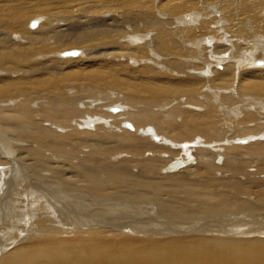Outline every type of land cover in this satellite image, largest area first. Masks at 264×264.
I'll return each mask as SVG.
<instances>
[{"label":"bare ground","instance_id":"bare-ground-1","mask_svg":"<svg viewBox=\"0 0 264 264\" xmlns=\"http://www.w3.org/2000/svg\"><path fill=\"white\" fill-rule=\"evenodd\" d=\"M37 15L40 20L32 24L31 18ZM163 16H173L174 23ZM29 25L37 27L30 29ZM142 40L172 49V64L176 62L172 75L162 74L150 59L151 66H135L136 62L133 65L128 61L129 52H146L145 41L140 44ZM263 45L264 0L0 1L1 144L18 138L41 147L50 139L54 144L49 141L48 145L54 153L56 147L63 149V145L78 150L87 146L82 155L86 159L95 152L109 156L113 152L109 146L115 142L130 151V157L122 151L116 155L122 160L101 159V167L110 171L104 170L106 174L96 179V160L90 163L72 159L79 168L74 163L63 165L60 173L65 182L79 180L78 190H68L67 194L45 182L27 186V171L18 163L8 167V175L1 183L0 225L7 230L5 245L12 244L14 248L3 256L1 264H264V236L246 237L260 235L257 232L232 234L229 229L216 228L218 236H176L164 242V238H153L157 228L166 227L163 231H167L178 226L165 225L164 221L145 224L143 212L151 210L149 205L158 220L165 218L164 208L172 212L178 208L186 217L194 214L185 209L176 196L178 192L171 207L165 201L155 202L148 191L153 181L140 179L144 173L153 172L154 162H159V170L164 168L157 151L166 150L162 142L170 140L167 143L176 144L180 152L172 162L169 160L165 172L171 174L194 166L198 157L194 158L191 148L197 149L203 164L192 169L195 185L209 188L219 178H246L247 185L241 188H245L246 195L252 193L255 202L264 204V58H256ZM72 48L80 49V53L76 55L71 50L69 56H76L63 57L61 53ZM147 54L142 55L151 53ZM168 60L167 64L171 61ZM166 66L171 67L170 63ZM78 102L83 103L82 107ZM93 105L96 106L91 109ZM98 123L99 127L88 128ZM154 136L159 142L153 140ZM202 142L205 145L197 147ZM104 147L106 150H101ZM127 150L123 152L126 154ZM191 158L194 164L190 165ZM130 161L139 178L131 171ZM63 162L47 165L52 168ZM124 173L132 177L127 178ZM15 186L18 194L11 193ZM25 192H37L49 200L33 199ZM10 198L28 204V216L34 225L21 226L25 218L17 211L8 221L2 216L12 205L9 203L8 207ZM146 199L152 204L145 203ZM189 203L186 201V206ZM50 205L57 207L58 216L51 213ZM233 206L236 209L237 204ZM248 206L245 208L250 211ZM210 212L204 202L196 203L194 213L210 216ZM61 218L77 228L72 225V230H62L53 226V221ZM86 225L93 228L87 229ZM22 229H37L40 235L29 240L24 232L18 237ZM127 230L135 233L123 235Z\"/></svg>","mask_w":264,"mask_h":264},{"label":"rangeland","instance_id":"rangeland-1","mask_svg":"<svg viewBox=\"0 0 264 264\" xmlns=\"http://www.w3.org/2000/svg\"><path fill=\"white\" fill-rule=\"evenodd\" d=\"M0 1H2V0H0ZM168 7H170V6H168ZM172 7V6H171ZM168 11V10H167ZM166 11V12H167ZM174 16V15H173ZM173 16H170V17H167V16H163V18L162 19H164V20H170V21H172L173 23H174V21H175V19H174V17ZM44 17V16H43ZM43 17H41V18H43ZM40 16H35V17H33V18H31L32 19V24L34 23L33 21H39L40 19ZM44 19V18H43ZM29 22H30V20H29ZM29 22H28V24H29ZM30 22V23H31ZM28 24H27V26H28ZM37 27V26H36ZM36 27H34V28H36ZM29 28L30 29H32L33 27H30V25H29ZM33 28V29H34ZM131 33L134 35L135 34V31H131ZM130 33V34H131ZM144 41H145V43H146V45L144 46L145 48H146V52L144 51V52H142V48L140 49L141 51H139V49L136 51V50H133V51H131V52H129V62L131 63V64H133L134 65V63H135V66L136 65H149V66H151L152 64H153V67L155 66L157 69H159L160 71H161V73L163 74H173V70H175V69H173V68H176V62H174V64H172L173 63V60L172 59H174L175 60V58L173 57L174 55H173V53H172V49L171 48H169V50L168 49H165V48H163L162 46H160V45H158V44H155V42L154 41H149L148 42V44H147V42H146V40H142L141 42H140V44H143L144 43ZM152 43V44H151ZM151 44V45H150ZM156 46H155V45ZM157 45H158V47H157ZM218 45H225V44H223V43H219ZM131 46H134V44L132 43L131 44ZM148 47V48H147ZM149 51H148V50ZM151 49V50H150ZM155 50V52H154V50ZM260 49H261V51L256 55V58H257V60H263V58H264V45L262 46V48L260 47ZM263 49V50H262ZM76 51L77 52V54L76 55H78L79 53H80V49H77V48H72V49H67V50H65V52H62L61 54L63 55V57H74V56H76V55H70L69 56V52L70 51ZM160 50L161 51H163V52H160ZM164 50H165V52L167 53H165L164 52ZM171 50V51H170ZM263 52V53H262ZM145 54V55H148L147 53H151V54H149V56H143L142 54ZM162 53H163V56H161L162 55ZM165 53V54H164ZM172 53V54H171ZM134 54H138V55H135L134 56ZM170 54V55H169ZM61 55V56H62ZM67 55V56H66ZM169 55V56H168ZM141 56V57H140ZM137 57V58H136ZM145 59H144V58ZM149 57V58H148ZM261 57H263V58H261ZM130 58H132L133 60H130ZM139 58H143V59H139ZM147 58V59H146ZM164 58V59H163ZM170 58V60L172 61H170V60H168V62L170 63V66L171 67H168V66H166V65H168L167 63H166V61H167V59H169ZM148 59H150V62L152 61V64L148 61ZM163 59V60H162ZM133 62V63H132ZM150 63V64H149ZM166 63V64H165ZM132 65V66H133ZM173 65V66H172ZM263 66H264V64H263ZM221 67H222V65H221ZM166 68H168L167 70H169V71H171L170 73H169V71H166L165 72V69ZM172 68V70H170V69ZM218 70H221L222 68H218V67H216ZM168 72V73H167ZM91 99H87V101L89 102ZM82 104L83 103H79L78 102V105L79 106H81L82 107ZM94 106H96V105H93V106H90V108L91 109H93L94 108ZM114 107H112L111 108V110L113 109ZM116 108V107H115ZM88 113H90V111H88ZM262 124H264V122H262ZM131 125V124H130ZM83 128H86V127H84L83 125H81ZM100 126V123H98L97 124V126L96 125H94V124H91V125H89L88 126V128H93V127H99ZM55 127V126H54ZM54 127H52L53 129H55ZM71 129V128H70ZM58 131L59 132H61L62 131V128H59L58 129ZM0 132H1V129H0ZM62 133V132H61ZM8 135V134H7ZM114 135V134H113ZM9 136V135H8ZM70 136V135H69ZM78 136H79V134H78ZM149 136V135H148ZM152 135H150V137H151ZM155 136H157V137H160L159 135H155ZM155 136H154V138H153V140H155L156 138H155ZM10 137H11V135H10ZM110 137H112V135H110ZM20 140V141H19ZM13 141H15V142H13ZM13 141H10L8 144H10V145H12V146H9L7 143H3L2 142V144H1V142H0V194L2 195V189H1V183H2V181H3V179H4V177L6 176V175H8V167H12L14 164H19L22 168H24L26 171H27V175H26V179L24 178V181H25V183L27 184V186H29L30 185V187H32V185L34 184V183H36V182H42L43 184H45V185H47V186H53V187H55L56 189H58V190H60V191H64L66 194L69 192V191H71V192H74V191H76V190H78V185H79V180H76V181H74V180H70V181H68V180H66L67 182H65V180L64 179H62V172L60 173V171H61V168H63L64 166H67L68 164H71V163H74V164H76V166L79 168V166H78V163H75L73 160H78V161H81V162H83V160L85 161V159H86V157H84V156H82V155H84V154H86V151L88 150L87 149V146H85V147H83L82 148V150L81 149H77V147H75V148H70V145H63V146H61L63 149H58L57 147H56V149H57V153H54L51 149H50V143H51V140L50 139H47V141H45L43 144H41V147H40V145H36L34 142H32V141H29V142H23V141H21V139H18V138H16V139H14ZM49 141H50V143H49ZM155 141H157V142H159V140L158 139H156ZM168 141H170V140H167V142ZM166 141H163L162 143H164V145H166L167 146V148H166V150H167V152H166V150H164V149H160L161 150V152L158 150L157 152L158 153H160L159 154V158H160V161H162L163 162V164H165V165H163V167L164 168H161L160 167V170L158 169V164H159V162H158V164H157V162H154L153 164H152V169H153V172L152 173H144L141 177H140V179H143V178H145V177H147V178H149V180H151V181H153V183H151V187H148V191L149 192H151V194L155 197V202H157V201H165V202H168V207H171V204H172V201L174 200V199H176V198H174L173 196H175L176 194H177V192H178V195H179V192H180V194H182V195H180V196H182V197H178V195H176L177 196V198L178 199H180L181 200V202H182V204L184 205V207H185V209L186 210H190V212H192V214H194V216L192 217V216H189V217H191V218H189V217H186L184 214H181L180 213V210H178V208H175V213L174 212H172L170 209H166V208H164V210H163V212H162V215L165 217V218H162L161 220H158V219H155V216H156V214H154V212H153V207H151L150 205H149V207L151 208V210L149 209V210H147V209H145L144 210V212H143V214L144 215H146V217H144L143 219H146L145 221H144V223L145 224H147L148 226H151L152 224H157V223H159V222H162V221H164V223H165V225L166 224H170V225H177L178 227H176V228H174L173 230H167V231H163V229H165V228H162V230L160 229V228H157L158 229V231H155V233L152 235V234H148L147 236H155V237H153V238H158V239H160L161 238V240L164 238V240H162V242H164L165 241V239H166V241L167 240H169V239H172L173 237L175 238L176 236H178V238H182V236H183V238H191L190 237V235L191 236H193L192 238H196V236H198V238L199 237H211V235L212 236H218V234H217V231H216V228H221V229H229V231L230 232H232V234H239V233H244V234H251L250 232H257V233H260V235H246V237H248V238H251V239H257L258 237L259 238H262L263 236H264V204L263 203H259V202H255V198H254V195H252V193H251V195H250V193L249 194H247L246 195V192L244 191L245 190V188H241L242 186H244V185H247V179L246 178H244V179H242V178H236V177H232V176H230L229 178H219V180L220 181H218V182H216V185L215 186H210L209 188L208 187H200V186H197V185H195V183H194V179H193V173H191L192 172V169H197V166H202V164H203V161H202V158L199 156V154L197 153V149H192L191 148V152H193V154H195L194 156H193V154H191L195 159H196V157H198V162H196L195 164H194V158H191V163H190V165L191 164H194V166H191V167H182L178 172L177 171H175V172H171V174L170 173H168V172H165V166H167L170 162H172V160H173V158L176 156V154L177 153H179L180 152V150L177 148L178 146H176V144H175V146H174V144L173 143H167ZM26 143V144H25ZM53 143V142H52ZM51 143V144H52ZM4 144V145H3ZM49 144V145H48ZM54 144V143H53ZM109 144H111V143H109ZM8 145V146H7ZM20 145L23 147V148H21L20 147ZM170 145H172V146H170ZM205 145V143H199L198 144V146L197 147H203ZM5 146V147H4ZM44 146H46V147H44ZM17 147H19V149L17 148ZM42 147H43V149H42ZM110 148H111V150L113 151V152H111L110 154H109V156H101L100 154H97L96 152L95 153H93V154H91L90 153V151H89V154H91V156L89 157V158H87L86 160H89V162L90 163H94L95 162V160L98 162V164H99V162L101 161V159H110V160H113V161H118V160H122V158L121 157H117L116 155L117 154H119V152L120 151H122V153L124 154V155H126V156H129L130 157V151L129 150H127V149H124V148H120V145H117L116 144V142H115V145H110L109 146ZM168 147H170L172 150H170V148H168ZM176 147V148H175ZM5 148H7L6 150H5ZM11 148V149H10ZM48 148V149H47ZM8 149H10V151H12V153H13V155H12V153L8 150ZM20 149H21V151H20ZM27 149H29V150H27ZM50 150V151H49ZM101 150H106V148L104 147V148H101ZM124 150H127L126 152V154L123 152ZM162 150H164V152L162 151ZM169 150V151H168ZM194 150V151H193ZM6 151V152H5ZM63 151H65V154H64V152ZM96 151H100L99 149H97ZM174 151V152H173ZM10 152V153H9ZM27 152V153H26ZM46 152V153H45ZM75 152V153H74ZM81 152L83 153V154H81ZM176 152V153H175ZM188 152H189V150H188ZM32 155H31V154ZM80 153V154H79ZM171 154L170 155V159H167V156H169V154ZM17 154V155H16ZM27 154H29V157L31 158V159H29L28 158V155ZM168 154V155H167ZM174 154V155H173ZM27 155V156H26ZM160 155H162V156H160ZM18 156V157H17ZM31 156H33V157H31ZM37 156L39 157V158H37ZM51 156V157H50ZM56 156H58V157H56ZM13 157V158H12ZM15 157V158H14ZM34 157H36L35 158V160H33V161H35L34 163H33V161H32V159L34 158ZM60 157V158H59ZM162 157V158H161ZM28 158V159H27ZM59 158V159H58ZM82 158V159H81ZM22 159V160H21ZM37 159V160H36ZM67 159V160H66ZM73 159V160H72ZM162 159V160H161ZM43 160V161H42ZM64 161L63 163H61V164H59V165H57V163L56 164H54L53 166H51L52 168H49L50 167V164H48L49 165V167H48V165H47V162L49 163V162H54V161ZM167 160V161H166ZM169 160H170V162H169ZM23 161V162H22ZM28 161V162H27ZM37 161H39V164H37ZM66 161V162H65ZM73 161V162H72ZM7 162H8V164H7ZM27 162V163H26ZM40 162L43 164H40ZM88 162V161H87ZM131 162V166H132V170L131 171H133V169H134V163H133V161H130ZM9 163H10V165H9ZM167 163V164H166ZM27 165V167L25 166V165ZM30 164V165H29ZM43 167H42V166ZM52 165V164H51ZM57 165V167H58V169H55L54 168V166H56ZM64 165V166H63ZM216 165L217 166H221L222 165V163L221 164H219V163H216ZM46 166V167H45ZM60 166V167H59ZM63 166V167H62ZM189 166V165H188ZM56 167V168H57ZM60 168V169H59ZM80 168H81V166H80ZM188 170H187V169ZM33 169H35V172H33L34 170ZM41 169V170H40ZM49 169H51V170H49ZM54 169V170H53ZM138 168H136V170H137ZM183 169H185V172H184V170ZM32 170V171H31ZM39 170V171H38ZM104 170L105 171H110V169L109 168H102L101 167V165L99 164V167H98V169L96 170V174H94L93 175V177H94V179H96V177L98 176V175H104V174H106L105 172H104ZM29 171V172H28ZM182 171H183V173H182ZM4 172H5V174H4ZM30 172H31V174H30ZM34 174H33V173ZM133 172H135V174H136V171H133ZM37 174V178H36V174ZM162 173V174H161ZM168 173V174H167ZM175 173V174H174ZM177 173V174H176ZM174 174V175H173ZM35 175V176H34ZM40 175V176H39ZM122 175H124L125 177H127V178H131L132 176L129 174V173H124V174H122ZM136 176H137V174H136ZM190 176V177H189ZM48 177V178H47ZM42 178V179H41ZM54 178V179H53ZM137 178H139L138 176H137ZM236 178V179H235ZM34 179V181H35V179H36V181L34 182V181H32ZM41 179V180H40ZM109 179H111V177H108V180ZM186 179H188L189 181H186ZM238 179V180H237ZM38 180V181H37ZM183 180H185V182H188V184L187 183H185ZM250 180H255L254 178H252V179H250ZM183 181V182H182ZM238 181V182H237ZM45 182V183H44ZM48 182V183H47ZM50 182V183H49ZM52 182V183H51ZM53 182H54V184H53ZM77 184H76V183ZM30 183V184H29ZM69 183H70V185H69ZM180 183H182V184H180ZM190 183V184H189ZM222 184V186L224 187H222V186H220L221 184ZM242 183V184H241ZM49 184V185H48ZM63 184H64V186H63ZM184 184V185H183ZM227 184V185H226ZM231 184H232V186H231ZM60 185V186H59ZM156 185H158V187H156ZM160 185V186H159ZM179 185H181V187L179 186ZM185 186V188L183 187V186ZM193 186V187H192ZM220 186V187H219ZM227 186V187H226ZM71 187V188H70ZM133 187H134V184H133ZM132 187V188H133ZM160 187V188H159ZM195 187V188H194ZM216 187V188H215ZM73 188V189H72ZM153 188V189H152ZM174 188V189H173ZM176 188H179V189H177L176 190ZM226 188L228 189V190H226ZM165 189V190H164ZM182 189V190H181ZM184 189H185V191H186V189H187V193L184 191ZM190 189H191V191H190ZM216 189V190H215ZM240 189H242V190H240ZM65 190H67V191H65ZM69 190V191H68ZM73 190V191H72ZM208 190V191H207ZM239 190H240V192H239ZM154 191V192H153ZM155 191L157 192V193H155ZM184 191V192H183ZM183 192V193H182ZM222 192H224V193H222ZM11 193H19V191H18V188L15 186V187H13V188H11ZM238 193V194H237ZM31 194H32V196H31ZM34 194V195H33ZM184 194V195H183ZM188 194V195H187ZM198 194V195H197ZM200 194H201V198H199L200 197ZM242 194V195H241ZM38 197H37V196ZM234 195V196H233ZM241 195V196H240ZM250 195V196H249ZM25 196H27V197H33V199H42V200H44V199H46V200H49L47 197H45L44 195H41L40 196V194L39 193H37V192H25ZM36 196V197H35ZM175 196V197H176ZM184 196V197H183ZM185 196H186V198H185ZM199 196V197H198ZM226 196V197H225ZM243 196V197H242ZM196 197V198H195ZM203 197V198H202ZM207 197V198H206ZM217 197V198H216ZM235 197V198H234ZM236 197H238V198H236ZM253 199H252V198ZM44 198V199H43ZM150 198V197H149ZM232 198H234V199H232ZM14 200H12V198H10L9 199V202H8V207L10 206V204H12L11 206H10V208H7V209H5L4 211H3V217L8 221L9 220V218H10V215L12 216L13 215V212L14 211H17V212H19L25 219L22 221V222H20V225L21 226H26V228L28 227V226H32V225H34V221L32 222L31 220H30V216H28V212H29V207H28V204H25L26 202L24 201V200H20L19 202L15 199V198H13ZM193 199H195V201L193 200ZM225 199H226V201H225ZM230 199V200H229ZM237 199V200H236ZM11 200V201H10ZM234 200L235 201H237V202H234ZM240 200V201H239ZM246 200H247V202H246ZM147 201V199L144 201L145 203H147V204H149V203H151V202H153V201H151V202H146ZM186 201L187 202H190L189 204H187V206H186ZM198 201H202V202H204L205 203V205L208 207V208H210L211 209V212H210V216H208V215H203V214H196V213H194V210H195V208H196V203L198 202ZM250 201V202H249ZM220 202L222 203V206H220L221 204H220ZM244 202V203H243ZM10 203V204H9ZM18 203H20V205L21 206H25V207H20V205L18 204ZM25 205H24V204ZM231 203V204H230ZM255 204V206H254V204ZM152 204V203H151ZM220 204V205H219ZM227 204V205H226ZM228 204H229V207H228ZM235 205L236 206V204H237V207H238V205H239V209H241L242 207H247L248 205V207H250V208H252V209H250V211H249V209H247V208H242L241 209V212L243 213H241V212H239L240 210L237 208V207H235L236 209H233L234 208V206L233 205ZM245 204V205H244ZM226 205V206H225ZM231 205V206H230ZM243 205V206H242ZM257 205H258V207H257ZM50 206H52V205H50ZM50 206H49V208H50ZM263 209H261L260 207ZM232 207V208H231ZM255 207V208H254ZM26 208V209H25ZM34 209V208H33ZM167 211H166V210ZM232 209H233V212H231L232 211ZM12 210V211H11ZM28 210V211H27ZM226 210H227V212H226ZM230 210V211H229ZM234 210H239L238 212H234ZM245 211L246 210V212H243V211ZM255 210H256V212H255ZM50 211H51V213L52 214H56L55 215V217L56 216H58L57 214H59L58 213V209H57V207L55 206V205H53L51 208H50ZM171 211V212H170ZM228 211H229V213H228ZM257 211H259V212H257ZM57 212V213H56ZM129 213H131L132 212V210L131 209H129V211H128ZM166 212V213H165ZM262 212V213H261ZM165 213V214H164ZM170 213V214H169ZM178 213V214H177ZM256 213V214H255ZM132 214V213H131ZM242 214V215H241ZM250 214H252V215H249ZM253 214H255V215H253ZM25 216H27V218L25 217ZM149 216H152V217H154V218H152L151 219V217H149ZM169 216V217H168ZM206 216V217H205ZM231 216V217H230ZM242 216L244 217L243 219H241L242 218ZM179 217V218H178ZM247 217V218H246ZM58 218V217H57ZM168 218H172V220H168ZM27 219V220H26ZM143 219H141V220H143ZM246 219H248V220H246ZM60 220V219H59ZM59 220H57L56 222L55 221H53L54 223H53V226H56L57 225V227L59 226L62 230H64V229H69V230H72L71 228H77V227H75L74 226V224H73V222H71V221H69V220H67V219H63V218H61V221H59ZM67 220V221H66ZM153 220H154V222H153ZM225 220V221H224ZM258 220V221H257ZM261 220V221H260ZM149 221V222H148ZM255 221H257V222H255ZM63 222V223H62ZM156 222V223H155ZM173 222H175V223H173ZM176 222H178V223H176ZM191 222V223H190ZM57 223V224H56ZM69 223H70V225H69ZM209 223V224H208ZM255 223V224H254ZM66 224H68L67 226H65ZM189 225V227H187L188 225ZM261 224V225H260ZM72 225H73V227H72ZM191 226V227H190ZM67 227H70V228H67ZM93 228V226L91 225V226H88V225H86V227L85 228ZM242 227V228H241ZM262 227H263V229H262ZM0 237H1V239L4 241V243H3V241L0 239V250L2 249V252H0V264H1V261H2V258H4L5 256H6V254H7V252H9L10 250H12L13 248H14V246L12 247L11 245L10 246H7V245H5L6 243H7V236H6V231L7 230H5V228L4 227H2L1 225H0ZM236 228H238V229H236ZM241 228V229H240ZM152 229H154V228H152ZM167 229V228H166ZM194 229H195V231H194ZM259 229H260V231H259ZM263 231H262V230ZM188 230V231H187ZM23 231V232H22ZM161 231V232H160ZM25 232V233H24ZM261 232L263 233V234H261ZM24 233V235H26L28 238H29V240L31 239V238H34V237H37V236H39L40 234H39V232L37 231V229H35V231H34V229H31V231H30V229H28L27 231L26 230H21L20 231V233L18 234V237H20L22 234ZM128 233V234H127ZM135 232H134V230H127V232H125L123 235H132V234H134ZM161 233V234H160ZM169 233V234H168ZM191 233V234H190ZM3 234V235H2ZM140 234V233H139ZM160 234V235H159ZM174 234V235H173ZM178 234V235H177ZM209 234V235H208ZM232 234H229V235H227V236H231ZM29 235H30V237H29ZM33 235H35V236H33ZM133 236V235H132ZM139 236H146V235H139ZM158 236V237H157ZM159 236H161V237H159ZM172 236V237H171ZM226 236V237H227ZM258 238V239H259ZM23 239H25L26 241H29L26 237L25 238H23ZM263 240H264V238H262ZM2 241V242H1ZM14 241V240H13ZM12 241V242H13ZM25 241V242H26ZM5 245V246H4ZM4 249V250H3ZM4 256V257H3Z\"/></svg>","mask_w":264,"mask_h":264},{"label":"water","instance_id":"water-1","mask_svg":"<svg viewBox=\"0 0 264 264\" xmlns=\"http://www.w3.org/2000/svg\"><path fill=\"white\" fill-rule=\"evenodd\" d=\"M74 52V51H73Z\"/></svg>","mask_w":264,"mask_h":264}]
</instances>
